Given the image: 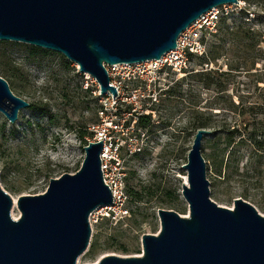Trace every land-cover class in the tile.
<instances>
[{
  "label": "water",
  "instance_id": "95a60500",
  "mask_svg": "<svg viewBox=\"0 0 264 264\" xmlns=\"http://www.w3.org/2000/svg\"><path fill=\"white\" fill-rule=\"evenodd\" d=\"M240 0H0V41L58 52L117 98L105 65L160 60L202 15ZM31 105L0 77V113L14 124ZM196 132L182 196L190 214L160 209L158 234L142 236V255H108L98 264H264V214L243 199L234 208L211 199L202 142ZM103 141L84 147L78 171L51 179L45 193L16 203L0 185V264H77L90 246V215L113 203L101 169ZM1 180V174H0ZM17 205L19 219L12 217Z\"/></svg>",
  "mask_w": 264,
  "mask_h": 264
},
{
  "label": "rangeland",
  "instance_id": "374dc122",
  "mask_svg": "<svg viewBox=\"0 0 264 264\" xmlns=\"http://www.w3.org/2000/svg\"><path fill=\"white\" fill-rule=\"evenodd\" d=\"M240 1L239 6L226 5L220 9L218 25L235 28L239 20L237 12L245 7L244 0ZM251 9L253 12L254 8ZM226 37L225 32L218 30L216 34H207L206 55L192 57L185 74L165 68L159 74L150 73V80L123 81L121 100L117 104L108 96H100L98 83L90 75L80 73L78 66L62 54L50 51L43 59H33L26 48L31 45L0 41V77L9 82L16 96L31 105L19 112L14 124L0 113L2 189L16 203L20 196L45 193L51 179L74 174L85 158L84 147L94 141L99 125L100 129L110 128L107 141L113 144L114 150L119 148L118 154L127 172V187H134L143 198L137 202L128 195L125 206L129 215L119 222L102 220L91 224L90 246L77 264H98L108 255H142V236L160 231V209L189 216V205L182 196L183 184H188L183 166L188 162L197 132L195 119L210 117L217 121L213 123L214 128L207 129L212 133L220 121L232 124L236 121L233 113L222 109L226 106L223 98L195 76L211 69L227 72L224 55L217 64L209 62L216 48L221 47V54L225 53ZM13 66L19 71L12 70ZM11 74L15 76L10 77ZM217 79L228 87L236 104L238 97L254 91L252 78L244 75L223 74ZM170 89L176 92L175 96L166 93ZM129 107L131 111L124 113ZM143 114H151L152 125L147 128L137 124L136 117ZM82 131L87 132L84 139L80 138ZM211 135L202 142L211 199L221 207L233 209L235 200L240 198L264 214V179L239 175L229 180L219 178L209 157ZM247 163L248 157L241 162L240 172ZM14 210L19 219L21 212L17 205L12 217ZM92 246L95 252L90 254Z\"/></svg>",
  "mask_w": 264,
  "mask_h": 264
},
{
  "label": "trees",
  "instance_id": "16d2710c",
  "mask_svg": "<svg viewBox=\"0 0 264 264\" xmlns=\"http://www.w3.org/2000/svg\"><path fill=\"white\" fill-rule=\"evenodd\" d=\"M244 2L245 7L240 8L237 12L239 20L234 29H225L218 25V31L220 33L225 32L227 36L228 48L225 53L221 54L222 48L219 47L212 51V56L209 58L210 63L217 64L224 55L227 60V72H221V69H211L207 73L195 75L198 81L202 82L208 89H214L218 97L223 98L226 106L222 109L235 115L234 124L227 122V120L220 121L221 124L218 129H215L211 135V154L209 157L213 162L216 174L223 180H229L234 175H239L242 178L257 177L264 179V0H244ZM251 8H254L253 12H251ZM26 48L29 57L33 59L37 57L43 59L50 54V51L40 48L32 46H26ZM3 57L6 58L5 55ZM8 66L12 65L8 63ZM11 68L16 72L19 71L16 66ZM223 74L228 76L239 74L252 78L254 91L249 90L241 98L238 97L239 102L236 104L234 97L228 92V87L217 79ZM14 76V74L10 75V77ZM203 76L205 77L203 78ZM140 81L138 79V81L132 80L128 83H139ZM166 93L169 96L176 95L173 89L167 90ZM131 109L130 107L127 108L124 113L131 111ZM136 118L138 126L142 128L152 125L151 114L139 115ZM131 121L132 119L127 122V125ZM214 122L217 121L210 117L205 120L197 117L195 119L196 131L212 129ZM86 135V131L80 132L81 139H84ZM115 145L118 144L115 143ZM247 157L248 163L244 166L243 172H240V164ZM47 177L51 179L52 176L48 175ZM127 188L130 197L137 202L142 201L143 198L139 191L134 187L128 186ZM104 220L110 222L108 219ZM94 252L95 247L92 246L90 254Z\"/></svg>",
  "mask_w": 264,
  "mask_h": 264
},
{
  "label": "built area",
  "instance_id": "2783aa9c",
  "mask_svg": "<svg viewBox=\"0 0 264 264\" xmlns=\"http://www.w3.org/2000/svg\"><path fill=\"white\" fill-rule=\"evenodd\" d=\"M222 7L214 8L202 15L196 22L180 34L177 40V47L162 56L160 60L146 61L136 64L105 65L111 84L117 88L118 96L113 100L117 104L121 100L123 81L150 80L151 74H159L165 68L185 74L191 65V58L194 56L203 57L206 55L204 37L216 34L218 30L219 13ZM156 78V77H155ZM95 81V79L93 78ZM100 94V91L98 92ZM97 134L94 141H103L104 147L101 153V169L105 184L113 194V203L95 210L89 217L91 224H97L104 219L111 223L119 222L120 219L129 215L125 204L128 200L127 193V172L125 171L120 155L114 150L113 144H108L110 128L97 126Z\"/></svg>",
  "mask_w": 264,
  "mask_h": 264
},
{
  "label": "bare ground",
  "instance_id": "6f19581e",
  "mask_svg": "<svg viewBox=\"0 0 264 264\" xmlns=\"http://www.w3.org/2000/svg\"><path fill=\"white\" fill-rule=\"evenodd\" d=\"M13 217H14V219H17L18 218V215L15 214V210L13 211Z\"/></svg>",
  "mask_w": 264,
  "mask_h": 264
}]
</instances>
